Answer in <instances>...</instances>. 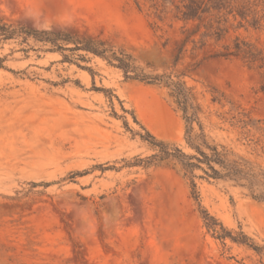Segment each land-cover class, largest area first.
I'll return each instance as SVG.
<instances>
[{
    "label": "rangeland",
    "instance_id": "obj_1",
    "mask_svg": "<svg viewBox=\"0 0 264 264\" xmlns=\"http://www.w3.org/2000/svg\"><path fill=\"white\" fill-rule=\"evenodd\" d=\"M182 1L0 0L9 22L98 37L160 76L126 78L116 60L81 50L65 60L33 38L0 42V264H264L261 183L195 168L193 188L174 160L138 162L157 141L195 154L172 81L191 92L210 144L264 172V68L214 56L236 36L264 54V0L232 3L249 8L243 26L218 13L220 41L203 36L209 15L175 17ZM204 210L246 243L218 238Z\"/></svg>",
    "mask_w": 264,
    "mask_h": 264
},
{
    "label": "trees",
    "instance_id": "obj_2",
    "mask_svg": "<svg viewBox=\"0 0 264 264\" xmlns=\"http://www.w3.org/2000/svg\"><path fill=\"white\" fill-rule=\"evenodd\" d=\"M237 1L247 2L250 0H186L182 1V4L177 6L176 18L184 22L190 20H200V18L206 14L210 16V19L205 23L204 37H213L215 41H220L223 34L227 31L225 28L218 26L220 23L217 20L216 15L221 11L229 8L228 13L232 14L233 20H238V26H243L244 22H247L249 16V8L241 6L242 10L233 13L232 3ZM246 5V4H245ZM216 19V20H214ZM226 23L227 20L224 19ZM254 24L257 22L253 19ZM217 23V25H215ZM22 38L21 41L27 44L29 38H33L35 41H41L49 43L52 46V50L59 51L63 54L64 51H84L85 53H91L93 55L103 57L112 63V60H116L117 67L121 68L126 78L139 79L141 81H154L158 77L151 78L141 72H137V67L133 65L131 57L120 52V56L113 52V49L108 44L98 38L91 35H82L76 32H70L63 30L59 32H52L49 30H32L21 25L14 24L0 17V42H5L11 39ZM224 51H219L214 54L217 57L230 58L240 57L250 67L256 66L259 69L264 68V54L262 51L257 50L252 44L240 39L236 36L231 44L223 46ZM83 58V56H81ZM63 59H68V55L63 54ZM6 56H0V67L4 66ZM132 72L133 74H130ZM172 93L176 98L177 104L183 111V118L186 123V142L189 147L195 150V154H185L181 149L174 147L170 148L162 141H157L155 144L159 147V152L153 154L148 160L138 159V162H145V165L151 164L154 160H174L180 165L184 174L191 178V185L195 188L193 181V170L200 168L206 174L207 177L213 179H232L234 181L246 180L248 184L253 187L259 183L264 186V172L258 173L248 165L249 162L243 157L238 159H230L226 150H219L216 145L210 144L205 135L202 132V126L198 122V105L195 104L192 98V94L183 82H169ZM261 89L264 90V70L261 74ZM197 121L200 132L193 134V122ZM149 135V134H148ZM154 141L155 138L149 135ZM201 164H204L206 168H202ZM261 179V180H260ZM256 198L264 201V191H261ZM203 217L207 228L212 231L220 239L230 237L233 241L239 243H246V237L244 235L231 236L229 232H223L216 229V220L210 216L205 210L203 211ZM219 225V224H218Z\"/></svg>",
    "mask_w": 264,
    "mask_h": 264
}]
</instances>
